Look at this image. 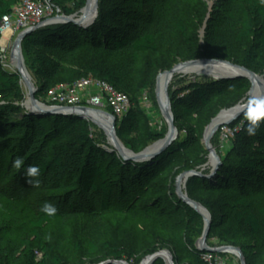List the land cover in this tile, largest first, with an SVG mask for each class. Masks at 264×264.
<instances>
[{
    "label": "trees",
    "instance_id": "1",
    "mask_svg": "<svg viewBox=\"0 0 264 264\" xmlns=\"http://www.w3.org/2000/svg\"><path fill=\"white\" fill-rule=\"evenodd\" d=\"M20 1L0 0V22ZM52 1L64 15L78 13L86 3ZM223 23L221 34L212 32L201 44L186 21L184 0H99L92 26L40 28L24 38L21 49L36 83L37 101L58 86L88 77L125 94L131 107L115 117L116 136L126 149L139 153L164 134L150 130L138 96L178 61H229L264 76V0H239ZM19 82V74L0 65V200L41 196L49 206L37 212L18 244L1 243V264H62L54 246L41 236L53 220L74 223L83 239L75 249L94 262L100 249L88 235L95 223L111 216L137 222L153 213L177 221V226L168 236L158 233L160 239L148 242L135 264L153 255L160 243L169 244L175 264H205L204 252L190 237L204 227L203 218L179 199L172 182L205 164L204 131L221 110L247 99L246 78L198 77L170 93L178 136L161 155L144 163L126 161L104 148L92 125L78 116L27 113ZM229 128L233 138L220 167L212 176L202 170L204 177H190L187 196L211 215L207 240L215 237L239 248L246 264H264V252L252 253L248 243L257 240L264 249V206L253 203L256 196L264 199V103L252 105ZM124 253L113 249L109 255L121 261ZM128 254L131 259L135 248Z\"/></svg>",
    "mask_w": 264,
    "mask_h": 264
},
{
    "label": "rangeland",
    "instance_id": "2",
    "mask_svg": "<svg viewBox=\"0 0 264 264\" xmlns=\"http://www.w3.org/2000/svg\"><path fill=\"white\" fill-rule=\"evenodd\" d=\"M238 3L239 0H184L186 21L189 24L190 30L196 34L201 44L205 41L208 34L212 32L221 34L224 31L223 19L226 16L227 11L237 9ZM66 6L72 7L71 4H67ZM17 35L18 34L8 33V40L5 43H2V39L4 37L3 35L2 39H0V65L5 71L9 73H13L15 71L11 67V53ZM181 63L183 62L178 61L177 63L172 65L171 69ZM166 71L168 70H165L163 72ZM29 75L33 85L36 87V83L34 82L30 71ZM256 75L261 77L264 83V76L259 74ZM198 77L207 76L182 73L174 75L168 86V95L170 93H178L182 87ZM20 89L22 90V93L24 95L27 94V89L22 83H20ZM155 90L156 80L154 81L153 86L148 91L140 92L138 96V102L141 112L147 118L146 120L149 124L150 130L158 133L162 132L165 136V134L167 133V123L161 113L159 104L156 100ZM261 97L262 93H259L258 91V94L256 96L252 95L251 102L259 101ZM247 100L248 96L247 99L242 100L236 106L244 105ZM39 102L48 105L46 99H43ZM232 108L221 110L218 115L222 111H227ZM215 118H213L211 122ZM232 123L222 126L218 131L215 132L210 140V146L214 150L215 154L220 158V160L225 154L228 153L231 146L233 133L229 126ZM90 124L92 125V132L96 141L104 148L112 150L113 147L110 145L104 128H102L100 125H94L92 123ZM184 137V134L180 135L181 139ZM203 141L204 136L202 139V144L204 146ZM209 155L210 153L206 151L205 164L193 171L201 172L202 170H209L210 172L211 168L209 167ZM179 177H176L172 182V186L175 189V192ZM188 181L189 178L186 181H181V190L186 195ZM253 203L255 206H264V199L256 196L255 198H253ZM48 206V199H43L41 196L31 197L26 201L3 202L0 200V248H3L1 243H3L6 247H13L18 244L20 240L24 238L31 230V223L37 219V212L40 209L48 208ZM175 217L176 216H174V218ZM176 222L177 221H166L163 217L157 218L154 213L151 216V219H140L137 222L127 221L126 219H122L117 216L105 217L93 225L88 235V237L100 249L98 259H96L94 262L79 254L75 249L76 244L82 242L83 239L80 237L79 230L72 222L65 220H53L52 222L44 225L43 229L41 230V236L45 242L54 246L57 255L61 259L62 264H102L105 262H116V260H114L109 255L110 251L113 249H118L121 252H125L123 254L122 260L118 262L135 264V260L141 257L140 253L143 250L144 246L148 242L160 239L161 236L159 237L157 235L158 233H160L161 235L164 234V237L168 236L167 234H171L173 230H175V226H177ZM202 232L203 228L199 231H196L190 236L195 245L201 238ZM106 242L108 245L104 246ZM248 243L250 244L251 248L254 249L252 253L257 252L259 254L262 253V251L264 252V249L260 247V243L257 242V240H251ZM206 244L208 248L212 249L232 246L230 244L220 243L215 237L209 238L206 241ZM130 247L135 248V255L131 259L128 258ZM156 248L157 250L154 254H160L159 259L163 262V264H175L169 244H164L163 246L160 243V245L158 244ZM164 253L169 254L171 260ZM222 255L225 258L227 264H240L238 258L233 254L225 253ZM145 258L146 257H144L143 259Z\"/></svg>",
    "mask_w": 264,
    "mask_h": 264
},
{
    "label": "water",
    "instance_id": "3",
    "mask_svg": "<svg viewBox=\"0 0 264 264\" xmlns=\"http://www.w3.org/2000/svg\"><path fill=\"white\" fill-rule=\"evenodd\" d=\"M98 3H99V0H95L93 8L88 9L87 1H86L85 6L78 13H75L72 15H64L60 12L56 14L55 16L42 21L36 27L27 29L19 33L13 44L12 53H11V59L16 58L17 60V69H16V72L14 73L19 74V76H21L20 70L23 65L22 64L23 56H22L21 43L25 37L29 36L31 33L36 31L37 29L49 27V26L72 24L78 27L88 28L94 24L98 16ZM16 53H17V56H14ZM188 67L204 68V73H200L199 75H204L209 78H213L217 80L218 79L246 78L251 84V88L247 94L248 100L245 102V104L238 105L227 111H222L205 130L203 143L205 146V150L210 153L209 158H212V164L209 166L211 168L209 176H212L221 165L220 158L215 154L214 150L210 146V140L215 134V132L218 131L222 126L228 125L232 123L233 121H235L236 119H238L243 113H245L248 109H250L252 105L264 103V93L259 101L251 102V98L253 95L252 93L254 89V81H256L259 84V86L264 90V83L262 84L260 82V80L262 81V78L257 76L253 72L248 71L245 68L232 64L230 62L221 61V60H211V59L189 61V62L181 63L173 67L171 70L159 74L156 78L155 94H156V100L159 104L158 95H157V85H158L160 78L163 77L165 79V92H164L165 106L163 109L160 107V105L159 107L167 123V133L162 139L146 147L143 151L139 153H134L126 149L124 145L119 141V139L116 136V130H115L116 119L111 114L101 111V110H95V109L78 108V107H53V106L42 104L35 99V94L37 91L36 87L33 84L29 83L28 81H25V88L27 89V94L25 95V100L22 104V107L29 114L74 115V116L80 117L82 120H84V117H85L84 113H86V116L92 121L94 125H99L94 120L95 116H98L100 118L107 116L110 119V123H109L108 133H106V135L108 136V139L111 140L112 142L113 150L116 151L117 154L126 161H133L135 163H144V162L151 161L154 158L161 155L176 140L178 136V132L174 126V117L171 111V101L168 95L167 87L174 75L179 74L180 70L184 68H188ZM20 80H21V77H20ZM224 112H229L230 114L229 118L225 121L217 122ZM193 176L204 177L201 174V172H196V171H191V172L182 174L178 178L177 185H176V192L180 200H182L185 204H187L189 207L195 210L203 218L204 227H203L202 236L196 244L197 249H199L201 252H208V253H217V254L230 253L238 258L240 264H246L243 253L239 248L232 247V246H226V247H221L219 249H212V248L207 247L206 241H207V237H208V234L211 228V216L202 205H200L199 203L195 201L190 200L187 197V195L184 194L181 190V181L182 180L186 181L188 178L193 177ZM201 210L204 213H202ZM164 254H166L171 260V257L169 256V254L167 253H164ZM159 258H160V254H154V255L148 256L145 259H143L140 264H153L154 261H156ZM102 264H126V263L116 261V262H105Z\"/></svg>",
    "mask_w": 264,
    "mask_h": 264
},
{
    "label": "built area",
    "instance_id": "4",
    "mask_svg": "<svg viewBox=\"0 0 264 264\" xmlns=\"http://www.w3.org/2000/svg\"><path fill=\"white\" fill-rule=\"evenodd\" d=\"M52 0H22L0 22V39L5 32L19 34L60 13ZM46 100L53 107H78L101 110L121 118L131 107L129 98L108 83L88 77L74 85H62L51 90ZM84 120L92 121L84 113ZM93 124V123H92ZM205 264H227L222 254L204 252Z\"/></svg>",
    "mask_w": 264,
    "mask_h": 264
},
{
    "label": "bare ground",
    "instance_id": "5",
    "mask_svg": "<svg viewBox=\"0 0 264 264\" xmlns=\"http://www.w3.org/2000/svg\"><path fill=\"white\" fill-rule=\"evenodd\" d=\"M86 1H87V7H88V9H92L93 6H94L95 0H86ZM8 33L9 32H5L3 34L4 37L2 39V43L7 42V40H8ZM14 56H17V53ZM22 64L23 65H22V68L20 70V75H21L20 76L21 77L20 83H22L24 86H25V81H28L29 83L33 84L32 83V80L30 78L28 69L26 68L24 59H23ZM11 67L15 70L14 72H16V69H17V60H16V58H12V60H11ZM207 69H209V68H207ZM180 73H182V74H198L199 75L200 73H204V68H202V67H188V68H184V69L180 70L179 74ZM260 82L263 84V82L261 80H260ZM167 90H168V87H167ZM258 91H259V93H262V95H263V93H264L263 91L264 90L259 86V84L256 81H254V89H253V93H252L253 96H256L258 94ZM164 92H165V79L163 77H161L160 80H159V82H158V85H157V95H158L159 105H160V107L162 109L165 106V96H164ZM229 116H230L229 112H224L221 115V117L218 119L217 122L225 121V120H227L229 118ZM94 118H95L94 120L102 128H104L105 132L108 133L110 119L107 116H104L102 118H100L98 116H95ZM109 142H110V145L112 146L111 140H109ZM209 164L210 165L212 164V158H209ZM201 212L204 213L202 210H201Z\"/></svg>",
    "mask_w": 264,
    "mask_h": 264
}]
</instances>
